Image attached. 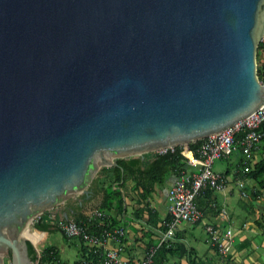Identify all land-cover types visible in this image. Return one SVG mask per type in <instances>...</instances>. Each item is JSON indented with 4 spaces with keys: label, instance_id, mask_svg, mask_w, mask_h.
Listing matches in <instances>:
<instances>
[{
    "label": "water",
    "instance_id": "95a60500",
    "mask_svg": "<svg viewBox=\"0 0 264 264\" xmlns=\"http://www.w3.org/2000/svg\"><path fill=\"white\" fill-rule=\"evenodd\" d=\"M263 35L264 0H0V264L100 168L259 110Z\"/></svg>",
    "mask_w": 264,
    "mask_h": 264
},
{
    "label": "crops",
    "instance_id": "0c3cea01",
    "mask_svg": "<svg viewBox=\"0 0 264 264\" xmlns=\"http://www.w3.org/2000/svg\"><path fill=\"white\" fill-rule=\"evenodd\" d=\"M242 158V154L237 152L223 159L224 163L217 166L215 171L229 177L231 182L225 192L208 193L198 200L197 205L204 213V220L195 225L186 224L184 229L178 232L176 243L171 249L161 248L160 243L165 231V221L169 218L168 192L175 179L170 178L165 188L157 185L147 202L141 204L137 202L141 193L133 191L134 183L128 181L121 189L124 200L123 212L115 210L103 212L111 223L117 222L111 228L112 231L123 228L125 233L122 238H108L107 249L117 251L122 259L133 263H139L150 249L156 248L154 264H264V200L258 199L264 190L241 172ZM125 159L129 161L131 158ZM141 159L144 161L145 156ZM260 159H264V141L255 155L256 161ZM239 180L245 184L246 198L241 197V189L237 185ZM96 188L97 185L90 189L92 197L85 200L83 206H80L79 201H72L67 206L60 207L57 212L50 213L48 219L54 215L65 221L75 220L87 217L92 211H101L104 193H97ZM95 199L99 201L94 204L92 202ZM215 203L219 210L224 208L227 210L225 219L219 214V210L212 207ZM206 224L233 230L234 250L228 258H223L210 246L205 231ZM43 237L41 233L31 232L34 243Z\"/></svg>",
    "mask_w": 264,
    "mask_h": 264
},
{
    "label": "built area",
    "instance_id": "2783aa9c",
    "mask_svg": "<svg viewBox=\"0 0 264 264\" xmlns=\"http://www.w3.org/2000/svg\"><path fill=\"white\" fill-rule=\"evenodd\" d=\"M260 46L264 66V35L261 38ZM262 83L264 84V79ZM263 123L264 104L259 110L244 118L236 126L205 138L196 153L188 149L187 152H190V157L185 155L186 150L182 152V155L187 158V165L181 169L168 192L169 218L165 221V231L161 236V248L171 249L176 243L178 232L183 230L186 224L195 225L204 220V213L197 205V198L204 193V190L226 191L231 181L229 177L213 170L217 160L227 159L240 150L244 158V173L247 174L253 170L256 163L255 155L264 138L263 133L260 131ZM241 132H243V138L239 141L236 135ZM237 185L241 189V197L246 198L247 192L244 190V182L239 180ZM258 199L264 200V192L261 196H258ZM212 207L219 210L216 203L212 204ZM219 214L225 219L227 210L225 208L220 209ZM87 218L89 221L99 219L103 222L105 214L96 210L92 211ZM55 219L53 215L51 220ZM57 226L64 235L82 240L87 257L95 256L97 258L96 262L84 259L81 264H154L157 253L156 248L150 249L146 257L139 263L122 259L117 251L107 249V239L110 237L122 238L125 235L123 228L105 231V235L100 236L90 233L86 223L77 222L76 220L65 221L60 218ZM205 231L210 246L215 248L220 256L228 258L234 250L235 235L233 230L206 224Z\"/></svg>",
    "mask_w": 264,
    "mask_h": 264
},
{
    "label": "trees",
    "instance_id": "16d2710c",
    "mask_svg": "<svg viewBox=\"0 0 264 264\" xmlns=\"http://www.w3.org/2000/svg\"><path fill=\"white\" fill-rule=\"evenodd\" d=\"M261 54L262 49L260 46L258 48L257 55V71L260 81L263 82L264 66L262 63ZM260 131L264 135V123L261 125ZM236 138L241 141L243 138V132L236 135ZM263 141L264 138L262 142ZM202 142L203 140H199L190 143L188 146L189 150L196 153L197 149L199 148ZM184 150L185 149L183 146H177L162 153H147L144 155V161H142L141 157H134L131 158L129 161L126 159H118V167H102L98 172L100 178L96 180L94 179L91 184H94V186L97 185V193H104V199L100 208L101 212L112 210L118 211L119 213L123 212L124 200L122 198L123 193L121 189L126 186L128 181L134 183L133 191L141 193L140 198L137 200L138 204L147 202V200L155 192V187L157 185L159 187H164L172 177L176 180L181 169L186 167L187 158L182 155V152ZM238 152L242 154L240 150ZM185 155H187L186 152ZM150 157L153 158V160H151ZM244 167V158H242L241 172L245 174V176H247L248 178L254 180L257 183L258 187L264 190V159L257 160L254 164L253 170L247 174L244 173ZM122 169L124 170V174L122 173ZM208 193H214V191L211 189L204 190V193L197 198V202L201 197L206 196ZM55 218V220H49L46 217H41L40 219L34 222L35 230L40 232H47L51 229V227L59 229L57 224L60 219L59 217ZM75 220L77 222L86 223L90 233L100 236H104L105 231H112L111 228H113L114 225L117 223H111L106 216L103 219V222L99 219L89 221L86 216L80 217ZM113 221H115V219ZM27 235L31 239V232H29V234ZM78 239L82 244V260L77 262L76 264H81L84 258L88 261L92 260L96 262L97 258L95 256H86V250L83 246V242L80 238ZM28 246L31 260L35 264H66L61 260L59 251L53 246H48L44 248L41 252H39L31 242H28Z\"/></svg>",
    "mask_w": 264,
    "mask_h": 264
},
{
    "label": "rangeland",
    "instance_id": "374dc122",
    "mask_svg": "<svg viewBox=\"0 0 264 264\" xmlns=\"http://www.w3.org/2000/svg\"><path fill=\"white\" fill-rule=\"evenodd\" d=\"M184 149H185V147H184ZM153 153H159V152H153ZM222 163H224L223 159L217 160L215 162V168L213 167V170L214 171L217 170V166H219ZM99 178H100V175H98V173H97L95 180L99 179ZM166 186H167V184L165 185V187ZM92 188H94V184L89 187V190ZM76 198H77L76 200H71V201H77L78 199L84 198V196L80 194V195H77ZM97 201H99V200L95 199L92 203L95 204V203H97ZM70 202H66V203L62 204L61 206H59L53 210L44 212L41 215V217L48 218L50 216V213L57 212V210L60 207H65ZM38 219H40V218H35L30 223V225L26 228V231H25L26 234H29V232H32V233L37 232V233H41L44 235V237L42 239H40L37 243H34L32 240H30L33 243V245L37 248V250L39 252H41L44 248H46L48 246H53V247H55V249H57L59 251L60 258L64 263L76 264L81 258V256H80V252H81L80 251V245H81L80 240L76 237H74V238L66 237L59 229H57L55 227H51V229L47 232L37 231L34 228V222ZM49 220H51V219H49ZM4 264H11V258H10L9 254L5 257Z\"/></svg>",
    "mask_w": 264,
    "mask_h": 264
},
{
    "label": "bare ground",
    "instance_id": "6f19581e",
    "mask_svg": "<svg viewBox=\"0 0 264 264\" xmlns=\"http://www.w3.org/2000/svg\"><path fill=\"white\" fill-rule=\"evenodd\" d=\"M186 154L190 157L191 156V154H190V152H186ZM24 236L25 237H27V238H29V236L24 232ZM30 239V238H29ZM31 240V239H30Z\"/></svg>",
    "mask_w": 264,
    "mask_h": 264
}]
</instances>
